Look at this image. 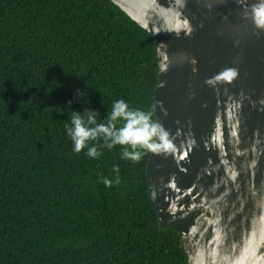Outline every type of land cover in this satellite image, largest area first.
<instances>
[{
    "label": "trees",
    "instance_id": "16d2710c",
    "mask_svg": "<svg viewBox=\"0 0 264 264\" xmlns=\"http://www.w3.org/2000/svg\"><path fill=\"white\" fill-rule=\"evenodd\" d=\"M157 81L152 37L110 0H0V264H188L149 201L151 152L91 158L65 129L119 99L155 120Z\"/></svg>",
    "mask_w": 264,
    "mask_h": 264
},
{
    "label": "water",
    "instance_id": "95a60500",
    "mask_svg": "<svg viewBox=\"0 0 264 264\" xmlns=\"http://www.w3.org/2000/svg\"><path fill=\"white\" fill-rule=\"evenodd\" d=\"M110 1L157 56L172 147L145 173L160 225L188 264H264V0Z\"/></svg>",
    "mask_w": 264,
    "mask_h": 264
},
{
    "label": "clouds",
    "instance_id": "9594fccd",
    "mask_svg": "<svg viewBox=\"0 0 264 264\" xmlns=\"http://www.w3.org/2000/svg\"><path fill=\"white\" fill-rule=\"evenodd\" d=\"M98 117L100 114L92 109L71 111L65 129L75 152L87 149L89 157L98 159L102 155L99 148L110 150L119 145L121 159L137 162L146 151L159 152L172 147L168 132L153 120L150 111L132 108L123 99L113 102L106 119L98 120ZM95 141L101 143H90ZM112 171L116 173V179L104 178L106 187L119 183L118 165H114Z\"/></svg>",
    "mask_w": 264,
    "mask_h": 264
},
{
    "label": "snow or ice",
    "instance_id": "6c2138e0",
    "mask_svg": "<svg viewBox=\"0 0 264 264\" xmlns=\"http://www.w3.org/2000/svg\"><path fill=\"white\" fill-rule=\"evenodd\" d=\"M226 75H227V77L230 78L233 74L229 72V73H227Z\"/></svg>",
    "mask_w": 264,
    "mask_h": 264
}]
</instances>
